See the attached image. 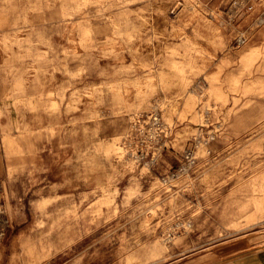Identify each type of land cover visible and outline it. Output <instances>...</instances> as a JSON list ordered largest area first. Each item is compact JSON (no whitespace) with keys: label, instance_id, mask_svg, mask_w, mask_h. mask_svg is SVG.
Listing matches in <instances>:
<instances>
[{"label":"rangeland","instance_id":"374dc122","mask_svg":"<svg viewBox=\"0 0 264 264\" xmlns=\"http://www.w3.org/2000/svg\"><path fill=\"white\" fill-rule=\"evenodd\" d=\"M2 8L0 62L34 112L13 114L0 264H246L264 250V0Z\"/></svg>","mask_w":264,"mask_h":264},{"label":"crops","instance_id":"0c3cea01","mask_svg":"<svg viewBox=\"0 0 264 264\" xmlns=\"http://www.w3.org/2000/svg\"><path fill=\"white\" fill-rule=\"evenodd\" d=\"M3 1L4 0H0V32L2 31L1 17L4 15L2 8ZM13 6L15 8L14 4ZM11 71L12 67L9 68L6 64H4L3 61L0 62V197H2L3 193L2 177L10 175L12 176L13 174L16 175L18 173V169L21 167L19 166V138L18 136L9 135V133L12 132L13 128L15 130L19 128L18 119L14 117L13 114L16 112H34V105L31 103L23 106V109H19V75L17 72L13 74L11 73ZM28 97H30V99L32 100L31 102H33V96L28 95ZM8 129L10 130L7 131ZM23 153L24 152H22L21 154ZM11 235L9 236L11 237ZM30 238L32 240H29L27 238L25 243L22 245L24 248H26V244L29 241L36 240L35 236H32L31 234ZM38 241L44 242L47 241V238L45 237ZM258 252L259 253L257 255H252L250 260L246 261V264H264V250H259ZM33 253L34 249L32 254ZM50 253L46 247H40L39 252L36 254V256L47 257ZM12 255L13 254H11V256ZM1 257L2 255L0 250V258ZM15 257L10 258L12 260V258Z\"/></svg>","mask_w":264,"mask_h":264}]
</instances>
